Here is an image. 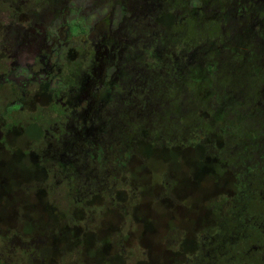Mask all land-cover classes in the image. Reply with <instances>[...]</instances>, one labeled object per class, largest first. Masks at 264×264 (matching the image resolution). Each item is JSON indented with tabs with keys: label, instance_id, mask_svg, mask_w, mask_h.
<instances>
[{
	"label": "rangeland",
	"instance_id": "obj_1",
	"mask_svg": "<svg viewBox=\"0 0 264 264\" xmlns=\"http://www.w3.org/2000/svg\"><path fill=\"white\" fill-rule=\"evenodd\" d=\"M82 22L92 59L56 58L83 63L62 118L41 32L62 46ZM263 164L264 0H0V264H197Z\"/></svg>",
	"mask_w": 264,
	"mask_h": 264
},
{
	"label": "flooded vegetation",
	"instance_id": "obj_2",
	"mask_svg": "<svg viewBox=\"0 0 264 264\" xmlns=\"http://www.w3.org/2000/svg\"><path fill=\"white\" fill-rule=\"evenodd\" d=\"M115 14H116V12L113 13V18L115 16ZM111 23L113 24V21ZM91 29H92V27L90 28L89 25L86 24L85 22L73 23V24L68 25L66 37L64 40L65 42L62 46L56 45V43H55L56 38H54V42L50 43L51 33L49 30L46 29L43 32H41V35L43 36L44 41H45L44 44H51L50 45V51H52V54L49 56H50V59L54 60V62H51V64H49L50 66H52L54 68V71L50 72L48 74L51 78H54V80H55V84L51 88L52 102L50 104V107L54 108L56 111L55 114L59 115L60 117L62 116V118L65 115H67L66 105L68 104V101L67 100L63 101V99L68 98L69 94L73 90L75 83L77 81L76 72L78 75V70L82 66L83 63L80 62L78 57H76L74 61L65 62V63H63L61 61V59H59L60 62H57L56 58H62L63 53H66L67 51L71 50V51H74L75 53H78L77 56L84 55V53L87 51V53H86V54H88L87 56L89 57V59H92V54L94 53V48H93V43L91 42V38L89 37ZM145 33H146L145 39H146L147 43H149L151 45V43L149 42V38H151V33H149L147 30ZM133 38H134V36H133ZM143 45H145V44H142V46ZM108 49H109V45L107 42L103 46L102 50L107 52ZM149 50L146 51V54H148ZM140 52H141V48H140ZM44 54H45V52L43 53L40 49H38L36 53L31 54L30 61L31 60L32 61L30 63V66L33 65L35 62V59H37L36 56H39L42 60V57L44 56ZM26 57H29V55H27ZM112 64L110 62V65H112ZM144 64L146 65V62L143 63V62L137 61V64H136V72L137 73L141 74V72L143 71V68L145 67ZM114 65H117V67L120 66V64L117 63L116 61L114 62ZM110 69H113V68L110 67ZM117 69H118V71L120 70L119 68H117ZM113 72H114V74L112 76H110L108 79V84H107L108 88H107L106 92H108V90L111 88V86L113 84L112 81H114V80L118 81L117 80L118 75L116 74V70L113 69ZM212 73L214 74V71L211 72V74ZM136 78L138 81V79H139L138 76H136ZM43 81L49 82V80H43ZM7 82L10 83V80H7ZM123 85L124 84H122V86ZM119 88L120 87H118V90H119ZM118 90H116V91H118ZM213 101H215V100H213ZM213 105L214 104H211L208 106L211 109L213 107ZM109 106H112V103H109ZM57 108H58V110H57ZM18 109L19 108H17L16 111H13L12 114L17 113ZM107 116H108L107 119L110 118L112 120V124L115 125L116 119L112 118L109 115H107ZM67 117H68V115H67ZM8 119H12V117L10 116ZM48 135H49V133L45 132V134L43 136L44 137L43 140H45V141L44 142L42 141L43 143H41V140H40L38 143L34 144L33 147L35 148V152H37V149H40V147L45 142L47 143V141H46L47 137L46 136H48ZM224 136H225V134H224ZM225 138H226V136H225ZM113 141H114L113 148L116 152H121V148L126 147V143H125L126 139H124V140L116 139ZM98 147H99V149H100V147L104 149V146H102L100 143H99ZM92 148H94V147H92ZM92 151H94V150H92ZM110 151H112V150H110ZM99 152H104V151L99 150ZM234 160H238V159L237 158H227L226 159L227 164L229 162L232 163ZM263 167H264V164L261 165V168H263ZM247 174H248V176H250L251 181H252L253 174H251V173H247ZM254 188H255V193H254L255 198L253 200H255L256 198L258 200H260V193L264 194V174H262V176L260 178V189L259 188L256 189L255 186H254ZM242 199L239 198L238 200L242 201ZM217 200H219V199H217ZM231 200L234 201L233 199H231ZM260 201H264V200H260ZM237 208H238V206H235V209H237ZM260 211H261V209L258 212H252L253 215H255L252 217H249V215H251V214H247L244 216V218L242 220V225H241L242 229L236 228V230L233 231L232 235H234L235 238H233L229 244L211 245L210 246V252L212 254V259L209 261H205V263L206 264H240L237 262H233L231 260V258L229 257V255L226 253V250L228 248H233V247L237 248L238 247V250L242 254V257L245 258V261L242 263L258 264V261L255 258V254L256 253L264 254V249L261 246L253 247L252 244H249V237L247 235V233H248L247 228L250 226H252V227L258 226V228L256 230L259 231L261 233V235L263 234V232H264V229H263L264 213H261ZM262 237H264V235H262ZM203 247H205V246H203ZM202 249H201V251H202ZM201 254H203V253H201ZM208 254H209V252L207 251V255ZM202 259H203V257L201 255V260H198L196 263L197 264H203ZM262 263L264 264V261Z\"/></svg>",
	"mask_w": 264,
	"mask_h": 264
},
{
	"label": "trees",
	"instance_id": "obj_3",
	"mask_svg": "<svg viewBox=\"0 0 264 264\" xmlns=\"http://www.w3.org/2000/svg\"><path fill=\"white\" fill-rule=\"evenodd\" d=\"M239 176V175H238ZM243 179H239V180H244L246 182H248L249 180H251L250 176H248V174H245L243 176ZM242 194V193H241ZM241 197H246L245 195H241ZM264 208V201H260L257 198L255 200H244V201H240L238 208L233 210V219H235L237 228H241L242 225V220L244 218L245 215L252 213L253 211L258 212L261 208ZM222 238H226V242H215L213 241L211 244H207L205 245L204 249H203V264H206L205 261H209L212 259V254L210 252V246L211 245H216V244H229L231 242V240L233 238H235L234 235L230 234L227 236H223ZM207 251L209 252V254L207 255Z\"/></svg>",
	"mask_w": 264,
	"mask_h": 264
}]
</instances>
